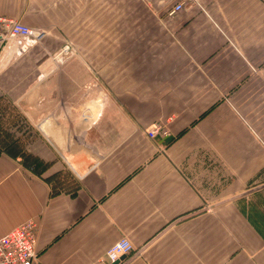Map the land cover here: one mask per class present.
Segmentation results:
<instances>
[{
  "label": "crops",
  "instance_id": "0c3cea01",
  "mask_svg": "<svg viewBox=\"0 0 264 264\" xmlns=\"http://www.w3.org/2000/svg\"><path fill=\"white\" fill-rule=\"evenodd\" d=\"M178 2H133L112 42L108 0H70L66 38L0 26V235L33 220L34 264H110L121 237L118 264H264V0Z\"/></svg>",
  "mask_w": 264,
  "mask_h": 264
},
{
  "label": "rangeland",
  "instance_id": "374dc122",
  "mask_svg": "<svg viewBox=\"0 0 264 264\" xmlns=\"http://www.w3.org/2000/svg\"><path fill=\"white\" fill-rule=\"evenodd\" d=\"M20 2H27L29 4V10L23 11V15H27L28 21H25L24 19H17L21 22L25 23L26 25L30 26L34 30L40 33V35L45 34V31L47 32V36L53 37V38H63L68 37L69 35L74 34H81L83 33L82 27L79 25H74L75 20V12L78 10H74V5L70 3V0H18ZM138 1H148V0H108V10L102 11L100 14V10L98 11H91L94 15L102 16V18H107L108 20V27H103V33H105V30H108V35L110 38V42L115 41V36L118 34V30L125 29V34H132V22L131 21L134 18V15L137 13L134 11V8L132 7L133 2ZM181 3L184 5L187 1L190 0H180ZM194 1V0H191ZM126 4V10H122V4ZM174 8V7H173ZM90 12V11H88ZM90 12V13H91ZM79 14V11H77ZM1 16V15H0ZM79 16V15H78ZM5 17V16H3ZM13 18V17H12ZM125 19V27L123 28L120 24V20ZM73 22V24L71 23ZM72 25H71V24ZM0 26L2 29L5 30V27H3L1 24ZM100 33V24L98 23V27H94V34ZM113 45V43H110V46ZM11 108V109H10ZM9 111H12L13 114H16L17 111L14 107L10 106ZM3 133L1 132L0 136ZM27 136L31 138V134L28 133ZM7 140L10 142L9 139H5L4 135L1 136L0 140ZM7 144H11L8 143ZM32 143L35 146L36 139H29L26 144H21L19 141L13 142V146L19 147H25L32 145ZM24 152H30L28 150H24ZM36 156V155H35ZM24 160L33 163L34 165H37L39 167H42L45 165L44 160L35 159V157H32V155H26L23 156ZM66 173H68L66 171Z\"/></svg>",
  "mask_w": 264,
  "mask_h": 264
},
{
  "label": "built area",
  "instance_id": "2783aa9c",
  "mask_svg": "<svg viewBox=\"0 0 264 264\" xmlns=\"http://www.w3.org/2000/svg\"><path fill=\"white\" fill-rule=\"evenodd\" d=\"M183 8L178 2L170 11L171 14ZM0 24L6 29V37L21 38L25 36H40V33L25 23L12 17L0 16ZM26 50V46L23 48ZM68 50V45L65 46ZM148 136L153 138L158 133L169 134V128L163 123H155L148 130ZM36 223L33 220L18 224L0 235V264H34L38 251L36 248ZM134 246L129 238L121 237L106 251V258L110 264L121 262L123 257L131 253Z\"/></svg>",
  "mask_w": 264,
  "mask_h": 264
},
{
  "label": "trees",
  "instance_id": "16d2710c",
  "mask_svg": "<svg viewBox=\"0 0 264 264\" xmlns=\"http://www.w3.org/2000/svg\"><path fill=\"white\" fill-rule=\"evenodd\" d=\"M1 125V124H0ZM15 141H19L20 142V140H18V139H15V140H13V142H15ZM13 142H11V144L9 145V146H13L12 144H13ZM0 143L1 144H3V145H5V141L2 139V140H0ZM21 143V142H20ZM19 146V145H18ZM18 146H13V147H15V148H17ZM23 153H22V157L23 156H26V155H32V157H35V159H36V157L37 156H35L34 154H31L30 152H24V151H22ZM24 158V157H23ZM38 159V158H37ZM24 162H25V164L26 165H30L31 167H32V169L33 170H35V171H38V168H39V166H37V165H34L33 163H35L34 161H32L33 163H31V162H28V161H26V160H24Z\"/></svg>",
  "mask_w": 264,
  "mask_h": 264
},
{
  "label": "water",
  "instance_id": "95a60500",
  "mask_svg": "<svg viewBox=\"0 0 264 264\" xmlns=\"http://www.w3.org/2000/svg\"><path fill=\"white\" fill-rule=\"evenodd\" d=\"M114 264H118V262L114 263Z\"/></svg>",
  "mask_w": 264,
  "mask_h": 264
}]
</instances>
